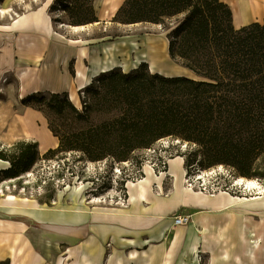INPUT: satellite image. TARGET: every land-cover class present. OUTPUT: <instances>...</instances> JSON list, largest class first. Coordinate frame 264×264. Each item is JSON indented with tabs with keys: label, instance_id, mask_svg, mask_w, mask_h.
I'll return each mask as SVG.
<instances>
[{
	"label": "trees",
	"instance_id": "16d2710c",
	"mask_svg": "<svg viewBox=\"0 0 264 264\" xmlns=\"http://www.w3.org/2000/svg\"><path fill=\"white\" fill-rule=\"evenodd\" d=\"M92 2L73 8L89 16L72 18V25L98 22ZM113 21L163 25L171 57L196 77L153 73L142 63L128 72H103L98 85L94 79L85 90L94 102L83 110L58 93L48 101L29 96L27 102L47 103L62 120L49 122L60 145L45 155L76 150L92 161H126L161 140H179L174 146L186 144L178 153L187 167L223 164L236 176L264 178V20L236 28L222 0H125ZM100 111L103 122L83 127ZM37 155L36 142L0 149V159L10 162L0 178L19 176Z\"/></svg>",
	"mask_w": 264,
	"mask_h": 264
},
{
	"label": "rangeland",
	"instance_id": "374dc122",
	"mask_svg": "<svg viewBox=\"0 0 264 264\" xmlns=\"http://www.w3.org/2000/svg\"><path fill=\"white\" fill-rule=\"evenodd\" d=\"M91 2L92 0H0V10L5 12L4 15L0 14V35L12 36L8 44L1 45L0 56L4 59V67L13 68L6 73L5 79L8 81L2 83L0 88V149L11 148L19 141H29L36 142L38 151L36 161L27 171L14 178H0V218L33 222L37 215L39 218L45 216L62 219L54 221L87 220L103 209L127 205L130 197L128 183H137L145 177L146 166H149L155 176L150 184L152 191L162 195H170L176 188H189L207 194L227 192L240 197L253 195L236 185L235 181L239 176L234 175L226 165L211 168L199 165L187 167L185 157L178 153L184 152L186 144L181 149L180 145L174 146L180 142L169 139L161 140L151 149L135 152L126 161L111 157L92 161L76 150L45 155L48 150L57 149L60 145L59 138L50 130L49 122L62 120L49 111L47 103L27 102L26 99L34 94H42L48 101L52 94L58 93L62 95L60 99L68 98L79 110L84 109L87 101L93 104V99L90 100L89 93L85 91L91 83L84 88L79 87L77 64L86 70L94 65V61L101 59L104 63L111 57L118 64L112 69L124 72L146 63L153 73L194 77L191 70L171 57L168 30L161 24H123L111 18L103 22L72 25V18L89 16L86 9L75 13L73 8L79 4L88 6ZM42 7L51 17L57 35L46 37L30 26L20 27L16 32L10 29L18 20L17 16H29ZM75 26L80 27L79 30H75ZM149 43L163 53L153 70L150 65L153 62L146 58ZM138 50L141 51L139 60L136 56ZM133 59L138 62L124 66L127 60L131 62ZM102 74L103 72L92 79H95L96 85V80ZM67 81L70 85L65 84ZM35 84L37 86L34 88ZM90 110L89 108L84 114H90ZM28 117L33 119L34 125L40 130L39 136L23 132L22 123ZM105 117L103 111L97 112L83 123V127L103 122ZM46 133L58 140L57 147L44 150L43 138ZM178 156L183 158L182 167L186 170L184 179L180 182L170 174V160ZM6 162L0 164V172L10 167V162ZM176 170L180 173V165ZM245 179L256 180L264 186V178ZM9 198L12 203L8 202ZM94 199L101 202L93 203ZM184 212V209L176 212L173 220L180 213L190 214ZM190 216L192 220V215ZM38 249L42 250L41 247ZM56 253L64 255L61 249H57ZM197 258L203 261V252ZM2 264H10V261Z\"/></svg>",
	"mask_w": 264,
	"mask_h": 264
},
{
	"label": "crops",
	"instance_id": "0c3cea01",
	"mask_svg": "<svg viewBox=\"0 0 264 264\" xmlns=\"http://www.w3.org/2000/svg\"><path fill=\"white\" fill-rule=\"evenodd\" d=\"M124 1L93 0L98 22L113 18ZM222 1L230 6L236 28L264 20V0ZM117 65L101 71L107 72ZM80 67L77 64V79ZM43 139L44 150L58 145L49 133ZM143 192L137 193L133 202L129 197L127 205L103 209L83 221L45 220L37 215L33 222L0 218V262L241 264L239 255L251 263L248 238L253 236L252 231L264 236V199L226 210L218 198L187 188H176L170 195L151 188ZM183 209L192 215V220L188 225H176L173 215ZM57 249L64 255H58ZM201 252L203 261L197 258ZM258 256L259 264H264V252H258Z\"/></svg>",
	"mask_w": 264,
	"mask_h": 264
},
{
	"label": "bare ground",
	"instance_id": "6f19581e",
	"mask_svg": "<svg viewBox=\"0 0 264 264\" xmlns=\"http://www.w3.org/2000/svg\"><path fill=\"white\" fill-rule=\"evenodd\" d=\"M4 10H0V14L4 15ZM17 21L13 23V25L10 27V29L14 32L19 31L20 27H28V26H34L35 31L38 33H42L46 37H53L55 34L57 35V32H55L54 24L51 20V17L47 14L46 10L44 7L40 8L39 10L33 11L31 15H19ZM75 30H79L80 27L75 26ZM12 39L11 35L8 34H3L0 35V47L1 45L8 44ZM129 53V52H127ZM137 60L141 59L139 56L141 54V51H137ZM130 54V53H129ZM163 56V53H161V49L158 47H155L154 44L149 43L147 46L146 50V58H149L151 60L150 65L152 66V70L155 68L156 62H159V59ZM134 57V56H133ZM126 61V64L124 65L125 67L128 65L136 64L138 61ZM4 62V59L1 58L0 56V88L1 84L4 82H7L8 80L5 79L6 73L10 72L13 68L11 66L4 67L2 64ZM116 62V59H112L109 57L106 62L100 61H94V65L91 68H87L86 70L82 67L79 68L78 70V82H79V87L84 88L87 85H89L92 81V78L94 76L99 75L102 73L101 70L103 68H107L110 65L114 64ZM101 71V72H100ZM65 84L70 85V82L67 81ZM64 85V84H63ZM37 85L35 84L34 88ZM1 92V89H0ZM72 100H74V97L72 95ZM33 119L28 117V119L23 120V126L22 130L23 132L27 133L28 135H35L39 136L40 130L37 129V127L33 123ZM19 137V135H15ZM45 141L43 140V145ZM1 159H0V164H1ZM183 164V158L178 156L176 158H172L170 160V174L173 175L176 178V181L180 182L184 179L186 170L185 168L182 167ZM180 165V173L177 172L176 168L177 166ZM164 176V173L162 177ZM154 175L153 172L150 170L149 166H146L145 168V177H143L141 180H139L137 183L129 181L128 183V189H129V194H130V201L133 202L136 198V194L141 192L144 193L146 189H150V184L154 180ZM236 185H239L241 188H243L246 192L253 193L250 197L244 196H233L227 192H219L218 194H208L213 197H216L220 200V206L227 209H232L233 207H238L244 204L245 202H255V201H260L264 199V186L258 183L256 180H251V179H245L243 177H239L235 181ZM189 189V188H188ZM191 191H194L193 189H190ZM203 193V192H202ZM0 194H2L1 186H0ZM207 194V193H206ZM8 202L12 203V200L9 198ZM93 203H99L101 200L99 199H94L92 201ZM84 211V210H83ZM99 214V213H98ZM41 219L45 220H62L60 218L56 217H40ZM67 219V218H66ZM264 219V218H263ZM220 236H223V230H220ZM253 236L248 238V240L251 243L250 248L248 249L247 252L250 254V257L252 258L251 263H248L247 261H243V257H240L237 255V258L240 259L241 264H259V256L258 252L263 251L264 252V236L262 235H254V232L252 231Z\"/></svg>",
	"mask_w": 264,
	"mask_h": 264
},
{
	"label": "built area",
	"instance_id": "2783aa9c",
	"mask_svg": "<svg viewBox=\"0 0 264 264\" xmlns=\"http://www.w3.org/2000/svg\"><path fill=\"white\" fill-rule=\"evenodd\" d=\"M191 220L190 214H182L180 213L176 218H175V224L177 225H185L188 224Z\"/></svg>",
	"mask_w": 264,
	"mask_h": 264
},
{
	"label": "water",
	"instance_id": "95a60500",
	"mask_svg": "<svg viewBox=\"0 0 264 264\" xmlns=\"http://www.w3.org/2000/svg\"><path fill=\"white\" fill-rule=\"evenodd\" d=\"M193 77V76H192ZM194 77H196V75L194 74ZM177 142H179V140H177Z\"/></svg>",
	"mask_w": 264,
	"mask_h": 264
}]
</instances>
